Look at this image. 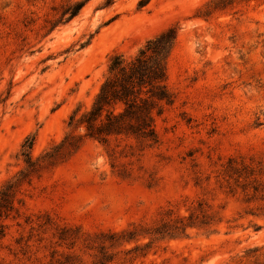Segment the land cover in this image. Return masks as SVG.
Listing matches in <instances>:
<instances>
[{
  "label": "rangeland",
  "instance_id": "374dc122",
  "mask_svg": "<svg viewBox=\"0 0 264 264\" xmlns=\"http://www.w3.org/2000/svg\"><path fill=\"white\" fill-rule=\"evenodd\" d=\"M168 29L158 143L71 128ZM0 264H264V0H0Z\"/></svg>",
  "mask_w": 264,
  "mask_h": 264
},
{
  "label": "trees",
  "instance_id": "16d2710c",
  "mask_svg": "<svg viewBox=\"0 0 264 264\" xmlns=\"http://www.w3.org/2000/svg\"><path fill=\"white\" fill-rule=\"evenodd\" d=\"M81 6L76 5V12ZM175 39V30L168 29L149 40L130 59L114 55L92 106L80 117L79 109L75 110L69 126L83 129V137L102 144H108L112 138H131L142 149L156 145V117L173 103L167 85L166 61ZM69 141L74 147V136H68L66 142ZM33 144L34 140H30L26 146L28 153Z\"/></svg>",
  "mask_w": 264,
  "mask_h": 264
}]
</instances>
